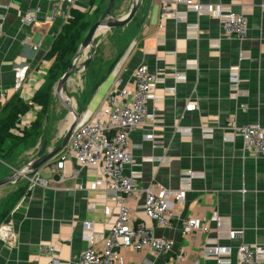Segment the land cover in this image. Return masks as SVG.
Here are the masks:
<instances>
[{
  "label": "crops",
  "instance_id": "0c3cea01",
  "mask_svg": "<svg viewBox=\"0 0 264 264\" xmlns=\"http://www.w3.org/2000/svg\"><path fill=\"white\" fill-rule=\"evenodd\" d=\"M52 1L0 0V110L15 94L14 65L25 63L29 68L20 97L30 98L45 81L51 63L45 55L54 36L62 30L60 20L49 19ZM89 2L76 0L74 9L92 13L95 5L91 7ZM127 2L131 4V0ZM198 3L243 12L247 18L246 38H226L217 18L194 13L179 4L174 9L184 19L161 18L156 0H141L131 25L123 30L126 42L119 44L115 38L102 41L103 50L97 47L99 52L89 69L97 62L108 69L117 61L114 69L125 83L131 82L132 71L139 65L160 77H184L183 82L169 79L153 86L148 112L159 114L163 123L150 126L146 122L129 134L130 145L135 147L131 162L124 167L126 174L139 175L135 180L139 186L168 191L185 188L182 203L170 200L177 218L172 228H161L145 216L141 198L130 200L129 207L134 220L153 237L173 240L174 251L182 250L200 264L216 262L204 258L203 236L188 238L182 234V222L197 218L214 228L213 218H220L237 232L236 238L220 241L221 246L231 250L230 264H235L236 251L242 244L264 246V156L247 152L241 139L232 138L233 129L244 124L264 128V0ZM29 10L34 11L35 22L22 25L20 18ZM188 24L196 27L188 30ZM26 39L27 43H22ZM216 41L218 48H212L210 45ZM242 54L245 57L241 60ZM82 75L85 84L86 72ZM231 75L238 76L236 88L231 84ZM114 79L112 71L93 94L81 97L86 111L79 122L98 109ZM29 115L20 118L16 133L19 126H28ZM202 126L212 129L209 138L203 137ZM148 134H153L157 145L145 140ZM53 146L47 144L48 149ZM20 147H16V153ZM30 154L27 162L36 152L30 150ZM10 160L12 163L5 166L12 172L18 168ZM188 171L202 177L193 178L186 189L181 176ZM63 176L61 182L50 181L48 188L24 190L26 181L13 183L15 199L7 220L0 224L6 227L0 232V264H47L42 248L49 245L56 248L58 264H80V255L87 246L85 224L95 234H108L117 218L115 202L106 198L102 187L94 185L92 174L74 162L66 164ZM117 251L133 264H174V253L157 256L125 247Z\"/></svg>",
  "mask_w": 264,
  "mask_h": 264
},
{
  "label": "built area",
  "instance_id": "2783aa9c",
  "mask_svg": "<svg viewBox=\"0 0 264 264\" xmlns=\"http://www.w3.org/2000/svg\"><path fill=\"white\" fill-rule=\"evenodd\" d=\"M156 1L161 18H173L178 21L184 19L174 9V5L179 4L194 13L212 15L217 18L226 38L238 41L246 38L247 18L245 14L233 12L229 6L205 7L199 4L198 0ZM75 3L76 0H53L49 19L60 20L62 25L67 24L71 19ZM262 9L264 10V7ZM34 22V11L31 10L20 18V23L25 26L33 25ZM195 27V25H186L188 30ZM1 35L0 27V37ZM22 43H27V39ZM218 45L219 42L216 41L210 46L218 48ZM244 57L245 55L242 54L240 59ZM28 69V64L25 63L13 66L15 94L21 93V88L28 76ZM113 75L114 82L98 109L93 114L84 115L83 120L75 126L65 147L55 159L25 180L27 187L28 189L48 188L54 176L58 177L56 183L61 182L64 178L63 172L66 164L72 161L92 174L94 185L102 187L107 192L106 198L115 202L118 207L117 218L107 235L95 234L90 231L89 224H85L87 246L80 255V264H133L127 262L118 253V247L133 251H150L157 256L174 253L172 258L174 264H200L198 260L188 257L182 250L174 251L173 240L153 237L142 223L134 220L129 207L130 200L141 198L143 200L141 210L150 221L161 228H172L177 215L173 211L170 200L178 204L182 203L185 188L168 191L151 186L142 187L135 181L139 175L126 174L124 169L131 162L132 150L135 147L130 145L129 134L144 126L146 122H149L150 126L163 123L159 114L148 112V101L153 86L169 79L183 82L184 77L180 74L160 77L152 74L145 65H139L132 71L131 82L128 83H125L124 78L118 75L115 69ZM230 81L233 88H236L238 76L231 75ZM21 98L26 102L29 100L23 95ZM30 112L26 115L28 116ZM201 132L203 137L209 138L212 129L202 126ZM16 134L20 135V132L17 131ZM232 138L241 139L247 152L264 156V128L244 124L233 129ZM145 140L155 144L153 134L146 135ZM157 144L158 142L155 145ZM42 174H46L47 178H44ZM195 177L201 178L202 174L191 171L182 174L181 182L186 189ZM213 221L215 226L211 228L206 220L185 219L182 222V234L188 238L203 236L205 247L202 254L204 258L214 259L216 264H230L231 250L226 246H221L220 241L236 238L237 232L218 217H214ZM5 229V226L0 227V232ZM55 251L56 248L53 245L42 248V256L47 260V264H58ZM235 264H264V246L242 244L236 251Z\"/></svg>",
  "mask_w": 264,
  "mask_h": 264
},
{
  "label": "rangeland",
  "instance_id": "374dc122",
  "mask_svg": "<svg viewBox=\"0 0 264 264\" xmlns=\"http://www.w3.org/2000/svg\"><path fill=\"white\" fill-rule=\"evenodd\" d=\"M124 1L125 0H115L114 9L112 11V15L114 17H123L129 11L131 4L129 2L124 3ZM107 3L108 0H100L99 2L97 1L95 3L93 12L91 13L90 10L86 14V29L80 34L79 40L75 46V50L77 49L80 41L85 37L90 26L100 18L106 8ZM130 25L131 24L122 29H113L111 31H106L98 36L96 39V45L98 49H101L102 52V41L111 40V38H115V41L119 44L125 43L127 37L123 30H127ZM73 55L74 52H71L65 58V66L63 72L69 67ZM87 56L88 55L79 58V60L75 64V67H81L86 61ZM106 70H108L107 66H100L98 62L95 63L90 72L89 69L86 70L88 80L85 84L82 72H76L70 76L69 82L67 84V92L73 101L74 109L76 112H80L82 114L86 111L84 110L83 105L80 102V100L82 99L81 97L87 98L91 87L106 73ZM57 80L58 78L53 82L48 95H45V91L47 89V85L45 84L43 87H41V91H37L27 101L31 103L32 99L38 93L39 95L37 97H40L45 102L44 106H42V104H36L35 106H37V110L33 107L32 111H29L30 115L28 121L30 123L28 124V126L18 127V131L20 132L19 136L22 137L25 129H27L32 124H37V131L27 142L17 143L15 140H9L2 145V148L0 149V179L9 176L12 173L5 166V163H12L10 158L13 159L14 165L19 168L25 165L27 163V160L31 157L30 150L32 152H37L44 141H46L48 145L56 146L61 140L62 135L65 131V127L68 123V117L70 115L60 105L55 96L54 87ZM18 146L21 147L18 149L19 152L16 153V147ZM12 186H14L13 183H11V185L8 184L0 188V221L4 218L6 214L5 211H7V209L15 199V196L12 194L14 192Z\"/></svg>",
  "mask_w": 264,
  "mask_h": 264
},
{
  "label": "water",
  "instance_id": "95a60500",
  "mask_svg": "<svg viewBox=\"0 0 264 264\" xmlns=\"http://www.w3.org/2000/svg\"><path fill=\"white\" fill-rule=\"evenodd\" d=\"M141 0H131V7L126 15L123 17H114L112 15V11L114 9L115 0H108L106 8L100 18L93 23L88 29L85 37L80 42L75 54L72 57L69 67L67 70L59 77L54 87L55 96L60 103V105L66 110L69 115H72V121L68 124L67 128L62 135L59 143L53 148H47V142L44 141L41 144V147L36 152L35 156L30 159L25 165L22 167L15 169L9 176L0 179V188L10 184V183H19L25 181L31 174L35 173L39 169H41L45 164L52 161L54 157L62 151L65 147L73 129L78 124L81 113L76 112L74 109L73 101L70 95L67 92V84L69 82L70 76L76 72H84L89 67L92 59L96 56L98 49L96 46L97 34L100 31H106L110 29H116L126 26L131 22L134 15L137 13L140 7ZM87 56L84 64L76 68L75 64L79 60V58L83 56ZM116 62H113L108 70L107 74L101 77L90 90V94H93L94 91L102 84V82L106 79L107 76L112 74V71L116 65ZM58 177L54 176L53 181H57Z\"/></svg>",
  "mask_w": 264,
  "mask_h": 264
},
{
  "label": "trees",
  "instance_id": "16d2710c",
  "mask_svg": "<svg viewBox=\"0 0 264 264\" xmlns=\"http://www.w3.org/2000/svg\"><path fill=\"white\" fill-rule=\"evenodd\" d=\"M96 1L97 0H90L89 5L91 7L94 6ZM86 16V13H82L73 9L69 22L67 24L62 25V30L54 36L51 47L45 55V59L51 62L50 67L47 71V75L45 77V81L42 84V87L45 84L47 85L45 95L49 94L53 82L57 78L59 79V77L67 70L66 69L63 72L65 66V58L71 52H74L75 54L77 50H75V46L79 40L80 34L86 29ZM89 68L90 67H88L87 69ZM90 71L91 70L89 69V72ZM105 75L106 74H104L103 76ZM38 95L39 94L37 93L36 96L32 99V102L29 103L24 101L18 94H14L3 105L0 110V149L6 141L15 140L17 143L27 142L36 133L38 128L37 124H32L27 129H25L22 137L19 136V134H16L15 130L20 121V118L26 115L29 111H31L36 104H42V106H44L45 101L42 100L40 97H37ZM27 188L28 187L26 183L24 190H27ZM11 205L9 206L7 211H5L6 214L4 218L0 221V224L7 220L8 211Z\"/></svg>",
  "mask_w": 264,
  "mask_h": 264
},
{
  "label": "bare ground",
  "instance_id": "6f19581e",
  "mask_svg": "<svg viewBox=\"0 0 264 264\" xmlns=\"http://www.w3.org/2000/svg\"><path fill=\"white\" fill-rule=\"evenodd\" d=\"M104 31H100L97 35L100 36L101 34H103ZM72 121V115L70 114V116L68 117V123L65 127V129L67 128L68 124Z\"/></svg>",
  "mask_w": 264,
  "mask_h": 264
}]
</instances>
